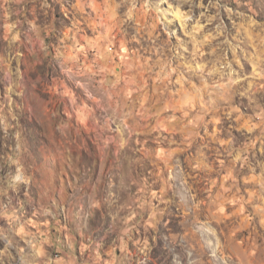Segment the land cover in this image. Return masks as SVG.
<instances>
[{
    "label": "clouds",
    "instance_id": "clouds-1",
    "mask_svg": "<svg viewBox=\"0 0 264 264\" xmlns=\"http://www.w3.org/2000/svg\"><path fill=\"white\" fill-rule=\"evenodd\" d=\"M0 264H264V0H0Z\"/></svg>",
    "mask_w": 264,
    "mask_h": 264
}]
</instances>
